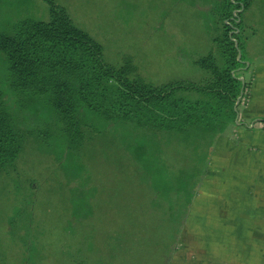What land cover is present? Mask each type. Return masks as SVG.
<instances>
[{
  "label": "trees",
  "instance_id": "obj_1",
  "mask_svg": "<svg viewBox=\"0 0 264 264\" xmlns=\"http://www.w3.org/2000/svg\"><path fill=\"white\" fill-rule=\"evenodd\" d=\"M44 1L49 5L47 20L23 17L9 32L0 31V51L10 86L8 93L0 88V176L11 172L26 136L34 134L25 130L21 126L24 120L11 112L7 94L41 100L54 115L63 145L57 159L77 156L92 142L97 132L93 116L109 127L128 123L141 129L140 135L133 131L135 134L127 136L123 145L124 153L136 157L145 173L150 174L149 199L140 197L120 204L108 220L110 209L96 216L97 195L93 193L85 197L82 220L93 216L90 231L94 246L90 250L99 252L97 264H171L174 245L199 195L198 186L209 181L208 159L218 143L234 136L241 122L238 104L250 86L253 63L247 40L254 29L247 31L243 23L251 1L216 0L210 9V30L217 55L209 51L193 61L205 71L204 76L199 81L160 84L144 79L131 56L118 66L107 63L100 42L74 24L63 6L54 0ZM256 123L263 124L264 119ZM161 143L170 145V155L172 148L176 154L181 153L188 167L200 160L199 170L190 168L183 173L190 189L167 184L165 176L170 167L159 162L160 154L165 153L159 147ZM79 175H74L73 183L80 182ZM87 181L85 186L92 187ZM25 205L31 220V206ZM24 213L23 209L11 213L7 222L9 235L15 236L11 239L25 247L23 261L30 264L37 239L26 237L31 227H27ZM14 225H18V235L12 231ZM68 259L73 260L70 255ZM0 260L10 264L3 256Z\"/></svg>",
  "mask_w": 264,
  "mask_h": 264
},
{
  "label": "rangeland",
  "instance_id": "obj_2",
  "mask_svg": "<svg viewBox=\"0 0 264 264\" xmlns=\"http://www.w3.org/2000/svg\"><path fill=\"white\" fill-rule=\"evenodd\" d=\"M54 1L67 10L74 24L103 45L107 63L118 66L125 61L126 56H131L139 73L154 84L172 80L199 81L205 71L194 65L193 61L209 51L217 55L210 30V9L216 0ZM48 16L49 5L44 0H0V31L9 32L19 18L47 20ZM243 23L247 31L252 28L249 27L250 24L253 26L255 34L248 33L250 44L247 48L249 50V46H256L257 51L250 55L259 57L264 53V4L259 7L258 0L251 2L244 11ZM258 28L260 34H257ZM253 78L254 69L251 68V82ZM251 85L252 83L240 99L239 112L249 99ZM9 87L5 57L0 51V88L8 93ZM257 89L255 83L254 97ZM12 96L7 94L11 112L24 120L21 121V126L25 130L34 134L31 138L26 136L24 148L10 168L11 172L0 176V256L8 259L10 264H25V247L11 239L15 236L12 233V237L9 235L7 220L8 215L19 209L24 210V218L28 220L30 215L27 208H24L27 203L31 206L32 217L28 221L24 219L27 227H31L28 228L26 237L37 239L30 264H97L99 252L90 250L94 246L90 231V219L93 216L86 221L82 220L86 210L85 197L96 194L98 199L95 200V214L100 216L105 208L110 209L108 220H111L112 211L118 209L120 204L140 197L149 199L151 186L147 181L150 174L145 173L136 157L131 153H124L126 149L123 145L127 136L135 134L133 131L140 135L141 129L128 123L109 127L110 124L93 116L91 120L97 127V132L94 133L92 142L76 153L77 156L57 159L63 145L54 115L41 100L34 102L28 96ZM218 144L211 158L214 156L215 169L222 166L221 171H224L225 158L230 153L226 152L225 143ZM169 146H164L163 143L159 146L161 150H165L164 155L160 154L159 162L164 161L170 167L169 175L165 176L169 182L167 184L174 188L181 186L190 189L183 173L190 168L199 170L201 162L194 160L188 167L184 164L181 153L176 154L174 148L169 154ZM179 147L177 146L178 150ZM200 158L201 155L198 159ZM211 158L208 159V164H211ZM215 169L210 170L216 171ZM77 173L80 174V182L73 183ZM86 174V179H82ZM220 176L223 181L224 174ZM86 181L93 190L92 187L85 186ZM189 182L191 184V180ZM216 183L218 184L215 180L212 183L200 182L197 191L199 195L191 205L190 220L186 222L179 242L174 245L173 258L177 253H182L179 254L181 258L184 250H187L185 255L190 254L195 245L193 237L207 233L208 229L200 228L198 221L208 220L210 215L213 221L223 219ZM114 223L112 220V224ZM17 226L12 227L16 235ZM87 254L94 257H87ZM69 255L73 258L72 261H69ZM177 260L173 264H181ZM3 263L0 260V264Z\"/></svg>",
  "mask_w": 264,
  "mask_h": 264
},
{
  "label": "crops",
  "instance_id": "obj_3",
  "mask_svg": "<svg viewBox=\"0 0 264 264\" xmlns=\"http://www.w3.org/2000/svg\"><path fill=\"white\" fill-rule=\"evenodd\" d=\"M258 4L260 7L264 0H258ZM249 27L253 28L251 24ZM247 51L254 69L250 96L240 109L236 133L224 140L226 152L230 153L225 158L224 171L222 166L215 169L214 156L210 164V169L216 171L210 170L208 182H218L223 219L213 221L210 215L208 220L198 221L200 228L208 229L207 233L193 237L192 252L185 255L187 250L183 249L182 257L177 253L172 264L177 258L181 264H264V123H256L264 119V53L251 56L256 46H249ZM255 83L258 89L254 100ZM220 174H224L223 181ZM185 238L188 237H182Z\"/></svg>",
  "mask_w": 264,
  "mask_h": 264
}]
</instances>
